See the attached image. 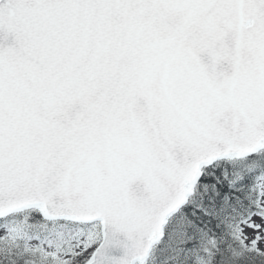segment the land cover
<instances>
[{
  "label": "snow or ice",
  "instance_id": "snow-or-ice-1",
  "mask_svg": "<svg viewBox=\"0 0 264 264\" xmlns=\"http://www.w3.org/2000/svg\"><path fill=\"white\" fill-rule=\"evenodd\" d=\"M0 264H264V0H0Z\"/></svg>",
  "mask_w": 264,
  "mask_h": 264
}]
</instances>
